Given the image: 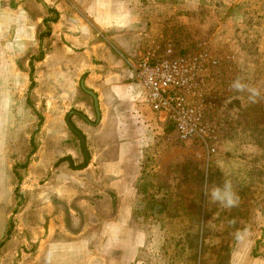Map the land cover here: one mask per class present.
I'll return each mask as SVG.
<instances>
[{
  "label": "rangeland",
  "instance_id": "obj_1",
  "mask_svg": "<svg viewBox=\"0 0 264 264\" xmlns=\"http://www.w3.org/2000/svg\"><path fill=\"white\" fill-rule=\"evenodd\" d=\"M130 1L135 13L152 27L150 36L134 45V59L147 50L160 52L169 43L180 54L207 49L218 63L202 75L206 118L215 127L213 151H206L197 139L177 140L172 128L157 119L160 129L142 127L138 133L137 138H143L144 166L137 181L140 193L133 219L141 232L129 264H250L254 260L264 264V0ZM9 6H14V12ZM9 6L1 10L6 20L15 16V25L2 27L6 39L0 40V109L5 118L0 122V198L7 199L0 202V264H13L15 259V255L8 259L1 248L13 250L15 245L18 258L25 247L11 233L16 223H9L8 214L24 201L26 188L18 184L31 152L41 153L48 144L44 160L32 164L43 162L42 167L51 171L62 166L70 180H79V190L88 192L90 171L75 168L83 167L90 156L98 162L101 151L112 159L119 141V136L113 137L111 123H95L92 100L80 89L87 58L72 53L51 34L48 22L56 13L40 22L33 17L34 36L19 40L15 38L19 31L27 35V0H10ZM31 14L43 15L37 3ZM69 17L91 33L92 43L105 37L88 27L89 19L80 11ZM237 78L259 89L256 103L249 101L247 92L230 89ZM71 110L88 116V123L76 114L67 118L84 138L86 159L64 120ZM68 148L76 153L70 154V167L64 157ZM51 174L27 172V191L41 193ZM225 179L239 196L238 206L232 209L203 196L206 182L222 185ZM70 185L64 192L77 193V187ZM114 201L113 196V210ZM151 212L155 215H148Z\"/></svg>",
  "mask_w": 264,
  "mask_h": 264
},
{
  "label": "crops",
  "instance_id": "obj_2",
  "mask_svg": "<svg viewBox=\"0 0 264 264\" xmlns=\"http://www.w3.org/2000/svg\"><path fill=\"white\" fill-rule=\"evenodd\" d=\"M9 2L0 0V40L6 39V32H1V28L15 25L13 14L7 20L1 16V10H6L5 6H9ZM36 3L43 15L31 14ZM130 3V0H27V35L19 31L15 38L31 40L34 36V31H30L32 18L40 22L49 13H56L55 18L48 22L53 28L51 34L59 37L62 46L72 53L84 54L87 58L80 74V89L89 90L95 95L99 116L95 123H111L114 126L113 137L119 136V141L112 159H107L101 151L98 162L93 163L90 156L83 167L75 168L90 171L91 174L95 172L90 174L89 183L86 184L92 188L88 192L79 190V180H70L69 173L62 166L51 171L49 167H42L43 162L32 164L44 160L46 148H50L48 144L42 148L44 151L41 153L31 152L23 168L24 178L18 184L26 188L24 201L19 209L8 214L9 223H16L11 233L15 237L18 235L21 242L18 245L24 244L25 247L23 251L21 249V255L18 253V258L15 245L12 246L13 250L1 248L8 259H14L15 255L13 264H129L130 254L140 244L134 241L141 230L133 219L134 202L140 193L137 192V181L144 166L141 163L143 138L137 136L142 133V127L149 131L152 128L160 129L155 119L161 121V118L145 105L141 88L134 81L132 65L137 60L133 57L136 54L134 47L150 36L149 29L152 27L147 26L143 16L141 18L135 13ZM13 7L10 9L14 12ZM63 10L68 13L63 14ZM79 11L89 19L88 27L93 28L95 34H105L103 39L92 43L91 33L83 25L70 21L69 16ZM63 16L68 21L63 20ZM58 54L64 57L63 50H59ZM8 60L10 62V56ZM76 112L69 111L67 114ZM93 112L96 119L94 109ZM80 114L86 115L84 112ZM4 119L0 109V122ZM129 122L137 125L131 123L128 126ZM118 124L125 126L119 128ZM44 133L47 134V131ZM128 136L134 137V140L121 139ZM71 153L76 155L69 148L64 153L69 167L73 158ZM82 155L86 159V153L84 155L82 152ZM27 172H39L43 176L52 172L49 177L51 180L45 182L41 193L32 194V191H27ZM69 183L73 189L77 187V193L64 192ZM113 196L116 206L114 210L111 203ZM5 200L6 197L4 200L0 198V202ZM148 215L154 216L155 213ZM170 230L174 231V228L169 227ZM250 264L259 263L254 260Z\"/></svg>",
  "mask_w": 264,
  "mask_h": 264
},
{
  "label": "built area",
  "instance_id": "obj_3",
  "mask_svg": "<svg viewBox=\"0 0 264 264\" xmlns=\"http://www.w3.org/2000/svg\"><path fill=\"white\" fill-rule=\"evenodd\" d=\"M218 63L207 49L174 53L169 43L160 52L142 53L132 65L133 77L150 110L168 121L179 141L197 139L213 151L214 126L207 121L203 72Z\"/></svg>",
  "mask_w": 264,
  "mask_h": 264
},
{
  "label": "clouds",
  "instance_id": "obj_4",
  "mask_svg": "<svg viewBox=\"0 0 264 264\" xmlns=\"http://www.w3.org/2000/svg\"><path fill=\"white\" fill-rule=\"evenodd\" d=\"M230 89L237 93L247 92L251 103H256L260 97L258 88L243 83L239 78L230 84ZM202 191L206 201L210 199L212 203L219 204L223 209H232L239 204V196L228 179H225L222 185L209 186L206 182Z\"/></svg>",
  "mask_w": 264,
  "mask_h": 264
},
{
  "label": "water",
  "instance_id": "obj_5",
  "mask_svg": "<svg viewBox=\"0 0 264 264\" xmlns=\"http://www.w3.org/2000/svg\"><path fill=\"white\" fill-rule=\"evenodd\" d=\"M85 92L86 93H88L90 96H91V98H92V103H93V109H94V111H95V114H96V121L98 120V118H99V116H98V111H97V101H96V97H95V95L91 92V91H89V90H85ZM70 112H74L75 113V111H70ZM76 114H78L79 116H81V117H83L79 112H76ZM68 115L69 114H67L66 116H65V123H66V125H67V127L69 128V130L71 131V132H73L75 135H77V137L79 138V140H80V145H81V150H82V152L84 153V155H85V144H84V139H83V136L81 135V133L77 130V129H75L72 125H71V123H69L68 122Z\"/></svg>",
  "mask_w": 264,
  "mask_h": 264
},
{
  "label": "flooded vegetation",
  "instance_id": "obj_6",
  "mask_svg": "<svg viewBox=\"0 0 264 264\" xmlns=\"http://www.w3.org/2000/svg\"><path fill=\"white\" fill-rule=\"evenodd\" d=\"M76 115H77L82 121H84V122L86 121L84 117H81V116H79L78 114H76ZM86 122H87V121H86ZM87 123H88V122H87Z\"/></svg>",
  "mask_w": 264,
  "mask_h": 264
},
{
  "label": "trees",
  "instance_id": "obj_7",
  "mask_svg": "<svg viewBox=\"0 0 264 264\" xmlns=\"http://www.w3.org/2000/svg\"><path fill=\"white\" fill-rule=\"evenodd\" d=\"M166 125L167 126H169V127H171V125L169 124V122L168 121H166ZM84 164V163H83Z\"/></svg>",
  "mask_w": 264,
  "mask_h": 264
}]
</instances>
